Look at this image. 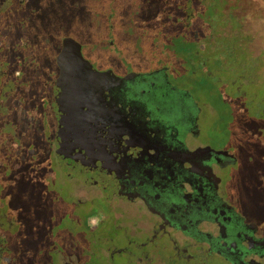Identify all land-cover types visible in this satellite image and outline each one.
<instances>
[{"label":"flooded vegetation","instance_id":"flooded-vegetation-1","mask_svg":"<svg viewBox=\"0 0 264 264\" xmlns=\"http://www.w3.org/2000/svg\"><path fill=\"white\" fill-rule=\"evenodd\" d=\"M10 1L0 3L6 7ZM142 1L161 3L163 9L151 12L167 23L175 13L169 11V0ZM202 1L206 8L217 4L220 13L235 18L239 26L236 30L230 24L205 30L208 51L203 58L198 51L195 59L187 57L173 70L167 65L139 70L121 63L115 64L117 68H96L86 59L104 73L94 84L99 95L94 98L93 115L95 124L105 131L101 140L91 143L87 154L75 155V159L55 154L58 223L63 225L56 231L54 259L58 264H87L92 258L98 261L95 264H264V214L244 211L230 195L229 181L239 165L237 156L232 149L221 148L219 139V144L212 145L201 124L204 112L178 84L186 77L195 82L211 80L213 61L209 56L221 45L216 38L241 33L243 17L233 15L235 5L227 6V0ZM189 2L182 0L180 18L175 19L183 36L189 34L194 19V12L185 8ZM247 38L246 46L251 41ZM176 44L186 49L189 42L183 39ZM59 46L58 54L62 41ZM80 50L85 59L81 45ZM228 65L218 70L225 71ZM58 75L59 69L56 80ZM3 76L0 65V78ZM7 85L1 81L0 91ZM233 90L234 97L247 96L237 85ZM3 95L10 99L1 93L0 114L7 113ZM10 105L13 124L0 118V127L12 131L19 141L22 120L14 114L15 102ZM203 106L212 112L207 103ZM57 113L58 107L43 117L44 129L54 128L49 140L54 152L59 118L61 121ZM2 149L5 146L0 143ZM6 181L0 173V194ZM5 200L0 196L3 208ZM89 245L94 249H87Z\"/></svg>","mask_w":264,"mask_h":264},{"label":"rangeland","instance_id":"rangeland-1","mask_svg":"<svg viewBox=\"0 0 264 264\" xmlns=\"http://www.w3.org/2000/svg\"><path fill=\"white\" fill-rule=\"evenodd\" d=\"M200 2L190 0L185 6L194 12L192 29L200 21L196 14ZM181 4L182 0H169V11L175 13L167 23L153 16L152 10L164 8L155 1L23 0L19 5L18 0H11L6 7L0 3V65L4 75L0 82L8 84L0 92L10 97L7 101L3 95L7 113L0 118L13 124L8 106L12 108L10 102L13 105L14 101L18 106L13 105L14 114L25 128H20L17 141L12 131L0 127V143L5 146L0 150V173L7 178L0 194L6 199L4 208L0 202L4 210L0 217L3 264H58L54 259L56 231L63 226L58 223L54 182L58 155L49 144L53 125L45 130L43 117L57 107L56 58L61 41L71 38L80 43L83 56L96 68L121 63L139 70L162 65L173 70L185 56L178 52V40L190 42L185 47L201 52L202 58L208 51L204 39L190 40L189 34L182 35L175 20L180 18ZM229 5L236 6L234 16L243 17L242 35L251 37L247 46L243 42L242 50L250 53L248 65L234 64L225 71L209 68L211 80L195 82L186 77L178 84L192 94L204 112L201 124L212 145L220 142L221 148L232 149L237 156L239 165L232 171L230 195L244 211L260 216L264 214V0H227ZM216 28L206 24L204 30ZM236 85L247 94L244 99L233 96ZM203 103L210 106L211 113ZM80 240L77 242L85 243ZM92 259L87 264L98 263Z\"/></svg>","mask_w":264,"mask_h":264},{"label":"water","instance_id":"water-1","mask_svg":"<svg viewBox=\"0 0 264 264\" xmlns=\"http://www.w3.org/2000/svg\"><path fill=\"white\" fill-rule=\"evenodd\" d=\"M59 75L55 85V106L61 115L55 133V154L64 159H75L87 154L91 143L101 140L105 131L95 124L93 115L94 98L98 91L94 84L104 73L97 72L82 57L80 45L71 38L62 40L61 50L56 58Z\"/></svg>","mask_w":264,"mask_h":264},{"label":"trees","instance_id":"trees-1","mask_svg":"<svg viewBox=\"0 0 264 264\" xmlns=\"http://www.w3.org/2000/svg\"><path fill=\"white\" fill-rule=\"evenodd\" d=\"M196 14L198 18H200V21L198 22L196 29H192V25L190 26V29H189L190 30V33H189L190 40H192L193 38L194 40H196L198 37V38L204 39L205 41L207 39L205 38L206 31L204 30V27L206 24H209L211 26L217 25L221 27L227 26L228 24H230L232 26L236 25L239 28L238 24L236 23V19L233 17L223 16L220 13L219 7L217 6V4L208 6L206 8L204 6V2L202 1L198 5V11ZM215 34L217 35L218 32H215ZM179 41L180 40H178V42ZM216 41L220 42L221 45L213 49L212 54L209 56L210 59L213 61L212 64L209 66L211 70L212 69L215 70L219 66H226L227 64H230L228 66H233L234 64L240 65V66L248 65L247 56L249 55V52L247 49L245 50V52L242 51L244 49L243 42L246 43L248 41L247 36L242 35V33H240L239 31L238 35H234V34L227 35L225 39L221 37L216 38ZM225 51H227L226 52L227 55ZM178 52L185 55L184 59H187V57L195 59V57H197V54H195L196 52L192 50L191 48H186V49L179 48ZM3 260L4 258L0 256V264H3L2 263Z\"/></svg>","mask_w":264,"mask_h":264}]
</instances>
